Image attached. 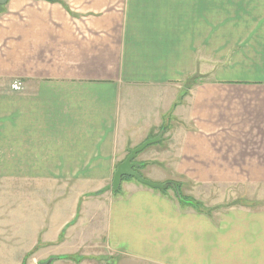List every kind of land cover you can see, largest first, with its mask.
<instances>
[{
  "label": "crops",
  "instance_id": "obj_1",
  "mask_svg": "<svg viewBox=\"0 0 264 264\" xmlns=\"http://www.w3.org/2000/svg\"><path fill=\"white\" fill-rule=\"evenodd\" d=\"M9 2L0 264H80L94 249L116 264H264V0ZM162 131L136 170L199 210L132 178L113 190ZM229 183H262L260 197L207 205Z\"/></svg>",
  "mask_w": 264,
  "mask_h": 264
},
{
  "label": "rangeland",
  "instance_id": "obj_2",
  "mask_svg": "<svg viewBox=\"0 0 264 264\" xmlns=\"http://www.w3.org/2000/svg\"><path fill=\"white\" fill-rule=\"evenodd\" d=\"M29 1H31V0H25V3L28 4ZM9 3L10 2H8V4ZM7 5L1 7L0 11H2L3 9H6ZM28 5H31V4H28ZM218 45H219V40H218ZM194 82H195V80L190 82V83L188 82V85H193L194 86V84H193ZM188 85L186 86V89L191 88V87H188ZM15 86L19 87V89H22L21 85H19V84L17 85V83H15V85L13 86L14 90H19V89H16ZM135 181H137V180H135ZM137 183H139V182H137ZM153 183L158 184V185H168V186L171 185L165 191H160V190H155V189H154V191H156L158 193H161V194H164L167 197V199L169 201V204H174L176 206L180 205V203H179L180 200L177 198L176 193L174 191V186H175L176 182H165V183L153 182ZM261 184L262 183H232V184L229 183L227 185V187L225 188V190L223 191V193H222L221 190H218L217 191L218 196L211 198V200L210 201H206V203L209 206H210L211 203L212 204L217 203V206H223V207L227 206V205H228L227 207H229V205L232 206L233 204H237V205H248V204H251V203L248 202V198L246 197V194L244 195L242 192L244 190H247V192L249 194V191H250V194L254 197V199H259L258 197H260V196H257L255 194H257V192H260V190H259L260 188L258 189V187ZM139 185H142L143 187H146L145 185L140 184V183H139ZM199 186L200 187H196L195 188V190H198L197 193H199V195H204L205 194V196H207V191L208 190L205 187H207L208 184L207 183H202ZM192 187H193V183H186L185 191H187L188 194L191 193V195H192V193H193L192 192ZM110 188H111V186H110ZM148 189H152V188L148 187ZM13 197L15 198V196L13 194L9 195V202L10 203L14 202V198ZM112 254L113 253L108 251V250L102 251L101 249H98V250L94 249V251H90L89 253H83L82 254L83 256L82 255L78 256L79 259H77L78 260L77 262L80 263V264H116L115 256L112 255ZM80 259H82V260H80ZM47 263L48 262L42 263V264H47ZM26 264H29V263H26Z\"/></svg>",
  "mask_w": 264,
  "mask_h": 264
},
{
  "label": "water",
  "instance_id": "obj_3",
  "mask_svg": "<svg viewBox=\"0 0 264 264\" xmlns=\"http://www.w3.org/2000/svg\"><path fill=\"white\" fill-rule=\"evenodd\" d=\"M9 0H0V8L7 5ZM164 135V131H162L156 138L150 139L147 142H145L143 145L139 146L138 148L132 150L130 154L128 155L127 159L118 166L113 179V190L114 192H118L123 183L124 178H132L137 180L139 183L146 185L152 189L165 191L169 188L171 185H158L151 181L146 180L139 171L136 170V168H139L134 161L137 158V156L142 153L145 149L148 147L158 144L162 141ZM174 191L176 194L181 198L179 189L177 186H174ZM52 261H49L47 264H51Z\"/></svg>",
  "mask_w": 264,
  "mask_h": 264
},
{
  "label": "trees",
  "instance_id": "obj_4",
  "mask_svg": "<svg viewBox=\"0 0 264 264\" xmlns=\"http://www.w3.org/2000/svg\"><path fill=\"white\" fill-rule=\"evenodd\" d=\"M125 179H127V178H124L123 181H124ZM175 186H177L178 189H179V192H180L181 198H180L177 194H176V196H177V198L180 200V203H181V204H182V203H183V204H187V205H190V206L196 207V209L200 208V207L198 206L197 203H195V202L192 201L191 199H187V198H185V197L182 195V193H181V191H180V187H179V185H178L177 183L175 184ZM120 191H121V189H120L118 192H116V194H119ZM175 193H176V192H175ZM198 210H199V209H198ZM70 259L77 260V259H75V258H70ZM80 260H82V259H80Z\"/></svg>",
  "mask_w": 264,
  "mask_h": 264
},
{
  "label": "built area",
  "instance_id": "obj_5",
  "mask_svg": "<svg viewBox=\"0 0 264 264\" xmlns=\"http://www.w3.org/2000/svg\"><path fill=\"white\" fill-rule=\"evenodd\" d=\"M15 88H16V89H19V87H16V86H15Z\"/></svg>",
  "mask_w": 264,
  "mask_h": 264
}]
</instances>
